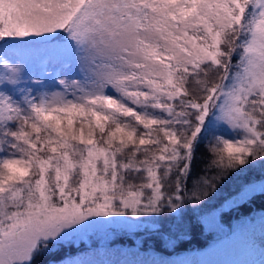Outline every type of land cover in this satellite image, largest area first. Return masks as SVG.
I'll use <instances>...</instances> for the list:
<instances>
[{"label": "snow or ice", "instance_id": "1", "mask_svg": "<svg viewBox=\"0 0 264 264\" xmlns=\"http://www.w3.org/2000/svg\"><path fill=\"white\" fill-rule=\"evenodd\" d=\"M257 164L264 0H0V264L97 228L168 242L170 217ZM257 194L264 176L210 215Z\"/></svg>", "mask_w": 264, "mask_h": 264}, {"label": "trees", "instance_id": "2", "mask_svg": "<svg viewBox=\"0 0 264 264\" xmlns=\"http://www.w3.org/2000/svg\"><path fill=\"white\" fill-rule=\"evenodd\" d=\"M194 168L199 171L208 158L205 146L201 145L196 153ZM264 176V167L257 164L240 177L228 180L220 192L211 199L206 208L218 207L236 187L245 180L260 179ZM256 211L264 212V196L257 194L251 203L237 210L224 209L219 214V226L208 228L199 217L200 210L186 209L182 218L170 217L167 225L172 226V238L168 242L153 236L150 228L134 229V234L120 231L116 234L105 229H92L86 236L78 239L70 247L65 245L52 254L38 258L37 264H58L64 257L78 256L87 259L93 256L96 264H114L118 259H125L127 264H149L153 260L184 261L185 264H203L208 256L221 252L229 243L242 237L250 247V261L264 255V227H243L240 222ZM175 225V227H174ZM179 225V227H177ZM185 228V234L175 237L177 229Z\"/></svg>", "mask_w": 264, "mask_h": 264}, {"label": "rangeland", "instance_id": "3", "mask_svg": "<svg viewBox=\"0 0 264 264\" xmlns=\"http://www.w3.org/2000/svg\"><path fill=\"white\" fill-rule=\"evenodd\" d=\"M260 179H255L252 181H259ZM221 203L222 202H220L219 204L221 205ZM219 206L213 207V208H205L204 211L200 212L199 217L201 219V222L208 228L213 229L219 226V214L217 213L214 217L210 215V212L214 208L218 209ZM240 224L242 226L244 225L243 226L244 228L245 227L247 228L248 227H251V228L264 227V212L256 211L250 217L243 219L240 222ZM99 229L100 231L102 230V228H99ZM185 231H186L185 228H182V230L178 228L174 236L175 237L181 236L185 234ZM90 232L91 230H89V233ZM88 234H86V236ZM250 256H251L250 247L246 244L245 240H243L242 237H239L238 239L229 243V245H227L223 251L215 253L212 256H208L205 259V262L203 264H264V255H261L257 259L258 261L257 263L250 261ZM87 259L93 260V256L91 257L87 256ZM107 264H111V263H107ZM114 264H127V262L125 259L120 258Z\"/></svg>", "mask_w": 264, "mask_h": 264}]
</instances>
